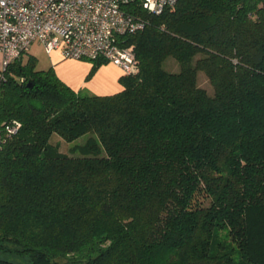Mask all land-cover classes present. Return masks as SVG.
I'll use <instances>...</instances> for the list:
<instances>
[{"label":"trees","instance_id":"16d2710c","mask_svg":"<svg viewBox=\"0 0 264 264\" xmlns=\"http://www.w3.org/2000/svg\"><path fill=\"white\" fill-rule=\"evenodd\" d=\"M132 11L118 92L0 70V264H264V0Z\"/></svg>","mask_w":264,"mask_h":264},{"label":"built area","instance_id":"2783aa9c","mask_svg":"<svg viewBox=\"0 0 264 264\" xmlns=\"http://www.w3.org/2000/svg\"><path fill=\"white\" fill-rule=\"evenodd\" d=\"M177 0H0L2 71L34 42L46 53L98 59L117 64L124 74L139 70L133 44L124 35L141 30L146 20L132 11L159 14ZM18 122L4 124L1 133H14ZM0 133V143L3 141Z\"/></svg>","mask_w":264,"mask_h":264},{"label":"crops","instance_id":"0c3cea01","mask_svg":"<svg viewBox=\"0 0 264 264\" xmlns=\"http://www.w3.org/2000/svg\"><path fill=\"white\" fill-rule=\"evenodd\" d=\"M29 54L36 57L38 68L53 67L58 77L74 90L82 89L92 94L104 95L122 89L119 78L123 75V71L117 64L112 62L101 63L88 76L92 67V62L88 59L64 58L58 50L46 53L47 55L44 58L37 56L35 53H30L28 50L24 54V59Z\"/></svg>","mask_w":264,"mask_h":264},{"label":"rangeland","instance_id":"374dc122","mask_svg":"<svg viewBox=\"0 0 264 264\" xmlns=\"http://www.w3.org/2000/svg\"><path fill=\"white\" fill-rule=\"evenodd\" d=\"M29 52L30 53H35L37 56H42L41 58H44L46 57V52L44 51L43 49V46L39 43H33L31 45V47L29 48ZM2 64H3V59H2V55L0 53V70L2 69ZM164 67L170 71H177L178 70V65L176 63V61L173 59V58H168L167 60H165L164 62ZM198 83L200 86L206 88V90L209 92V93H212V87L210 85V83L208 82L206 76L203 74V73H200L199 74V77H198ZM83 138L84 137H80L76 140V142H81L83 141ZM59 141L57 139V137H53V141ZM60 150L63 151V152H68V149L70 147V143H67L66 141H60ZM0 256H1V253H0ZM15 259H18V258H15Z\"/></svg>","mask_w":264,"mask_h":264},{"label":"water","instance_id":"95a60500","mask_svg":"<svg viewBox=\"0 0 264 264\" xmlns=\"http://www.w3.org/2000/svg\"><path fill=\"white\" fill-rule=\"evenodd\" d=\"M29 86H31V84Z\"/></svg>","mask_w":264,"mask_h":264}]
</instances>
